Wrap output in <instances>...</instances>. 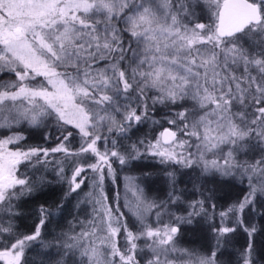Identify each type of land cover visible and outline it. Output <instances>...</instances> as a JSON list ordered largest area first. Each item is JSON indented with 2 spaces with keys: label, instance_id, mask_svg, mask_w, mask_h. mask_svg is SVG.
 I'll use <instances>...</instances> for the list:
<instances>
[{
  "label": "rangeland",
  "instance_id": "rangeland-1",
  "mask_svg": "<svg viewBox=\"0 0 264 264\" xmlns=\"http://www.w3.org/2000/svg\"><path fill=\"white\" fill-rule=\"evenodd\" d=\"M254 1H258L261 21L223 41L218 40L214 33L220 1L212 13L213 27L205 31L201 24L188 27L171 10L170 14L165 0H133L122 24L132 35L133 67L137 69L133 70L134 77L140 78L142 83L147 82L149 92L153 93V103L173 100L177 106L186 104L183 101L186 97L196 106H205V109L194 112L189 105L193 109L189 117L193 119L198 113L201 116L199 131L187 149L186 142L176 130L163 126L175 132L173 140L162 144L159 133L163 127H160L152 139L140 142L131 153L137 156L141 152L143 156L159 161H182L192 165L187 167L188 173L201 170L217 176L230 175V181L239 178L248 181V177L254 174L255 189L263 191L264 195V168L258 170L252 162L256 153L259 156L264 154V123L253 120L255 114L247 110L243 101V93L247 89L251 92L255 89L258 94L264 86V0ZM130 2L132 0H0V70L7 72L19 67L32 70L42 82L37 88L32 76L28 78L29 82L17 80L20 83L15 84L16 77H20L16 71L5 73L4 79H0V195L15 189L21 181L16 176L14 163L18 152L14 148L7 150L6 146L10 145L9 140L14 134L20 131L33 138L41 124L51 121L52 117L76 128L80 144L90 133L110 129L126 119L129 111L113 102L111 106H104L101 101L102 104H98V98L109 101L106 93L115 87L116 71L111 66L91 65L74 73H64L62 68L57 67H77L81 60L89 62L97 38L103 45L111 33V17ZM205 4L210 7L214 2L205 0ZM7 18H17L18 22L10 27L3 26L2 20ZM55 18L58 19L53 21ZM213 42L220 46V50L211 48L215 45L209 46ZM251 50L255 53L251 54ZM220 55L221 60L217 58ZM238 69L243 78L238 77ZM255 74L260 78L257 79L260 85L253 80ZM11 87L16 88L9 89ZM89 88L96 93L97 99L91 95ZM236 107L239 110H235ZM115 111L118 117H115ZM128 122H133V119L128 117ZM251 149L256 152L255 155ZM81 153L64 155L63 163L69 167L62 177L65 185L75 186V189H80L81 181L70 180L67 176L78 161H83L84 157L78 158L84 154ZM108 154L118 158L116 167L120 186L114 193L113 186H110L109 196L105 192L106 185L102 183L100 188L97 187L103 177L110 180L113 177L109 164L100 160L92 165L96 169L93 172L95 175L84 176V188H88L82 197H78L74 208L77 213L87 211V205L92 209L89 208L86 217H77L76 226L72 223L67 227V233L75 235L74 257L83 264H131L130 242L133 236L127 229L125 240L130 244L128 251L115 250L108 239V232L116 235V221L120 220L113 211L116 204L138 226H143V220L152 212V203L147 197L161 200L174 195L171 205L165 209L164 224L159 228L146 227L147 263L209 264L204 258H194L192 252L175 244L177 227L167 222L170 216L175 215L173 207L185 209L188 195L183 193L181 186L171 187L176 184L178 176L167 169L168 164L157 162V165L148 168L149 171L143 164L133 163L127 168L121 152L112 150ZM161 168L164 170L161 171ZM38 170L39 178L43 180L61 173L60 168L53 169L46 164ZM214 178L220 179L208 174L203 176L206 183ZM19 195L11 194L6 203L0 205V216L19 215ZM84 198L85 201H81ZM91 201L95 202L96 210ZM245 213L249 219V212ZM173 226L176 227L175 232H171ZM205 229L204 226L198 229L201 236L198 245H203V248L207 247L209 239ZM179 241L184 243L181 239ZM112 248L117 255L111 254ZM205 251L209 253L207 249ZM214 264H226V260H214Z\"/></svg>",
  "mask_w": 264,
  "mask_h": 264
},
{
  "label": "trees",
  "instance_id": "trees-1",
  "mask_svg": "<svg viewBox=\"0 0 264 264\" xmlns=\"http://www.w3.org/2000/svg\"><path fill=\"white\" fill-rule=\"evenodd\" d=\"M165 1L169 13L172 14V11L177 19L186 23L188 27L201 24L205 31H210L214 22L213 10L221 0H210L214 2V4H208L210 7L205 4V0ZM132 4L133 0L123 6L116 16L111 17V33L103 45L97 38L94 52L88 59L89 62L85 63L81 60L77 67L66 68L63 65L57 67V69L62 68L64 73H74L91 65L111 66L113 71H116V76L113 91L106 93L109 101L105 100L104 102L97 99L96 93L90 88L89 91L92 92L91 95L95 99L99 100L98 104L103 102L104 106H111L110 103L113 102L129 111L126 119L120 120L117 126L110 129H101L96 133H90L84 137V142L79 144L77 141L79 134L76 128L62 119L50 117L52 120L44 121L33 138H28L27 134H21L19 131L10 138L8 143L10 145H6L7 142H5L7 150L11 151L14 148L18 152V158L14 163L17 168L16 176L21 181L15 185V189L5 191L0 195L1 205L6 203L11 194L20 193L19 215L0 216V264H83L77 260L76 256L74 257L75 235L67 233V227L72 223L75 225L79 215L86 217L89 214V208L92 209L87 205V211L77 213L74 205L78 201V197H82L88 188V186L84 188L86 182L84 176L88 178L91 174L95 175L93 172L96 169L92 168L95 162L100 160L99 162L108 163L113 174L112 180L103 177L97 187L100 188L102 183L106 185L105 192L108 196L110 186H113L112 193L118 190L120 186L119 170L116 167L118 158L108 154L112 150L124 155L127 168L133 163L143 164L149 171L148 168L157 165V162L161 165L167 163V169L178 176V179H175L176 184L170 186L173 188L181 186L183 193L187 194L188 198L184 204L185 209L173 207L176 209V216H170L167 222L175 224L177 227V233L174 235L176 245L192 252L195 255H193L194 258L197 256L204 258L209 264H214V260H226V264H264V195L263 191L255 189L256 176L254 174L248 177V181H244L243 178L230 181L228 179L230 175L217 176L215 173H203L201 170H195L192 174L188 173L187 167L192 165L182 161H159L143 156L141 152L137 156L131 153L134 146H138L142 141L152 139L159 128L163 126H170L176 130L186 142L187 149L199 131L198 121L200 120V113L193 119L188 116L193 112L189 105H192L194 112L205 109V106H196L195 102L193 103L186 97L183 98L186 104L177 106L174 105L173 100H164L160 104L153 103L151 100L153 93L149 92L147 82L142 83L140 78L134 77L133 70L137 69L133 67L132 35L122 24V19L129 13ZM179 9H183L184 12ZM56 19L58 18L52 20ZM17 22V18L2 20L3 26L7 27L17 24ZM262 31H264V27ZM231 36L218 37L216 35L218 40L223 41ZM214 42L209 46L215 45ZM211 48L220 50V46L217 45ZM217 58L221 60V55ZM12 71H16L20 75V77H16L15 84L16 82L20 83L17 80L29 82L28 78L33 76L37 82L34 83V86L41 87L42 82L33 75V71L21 67L11 68L7 72L0 70V79L3 80L4 74ZM236 73L238 77L243 78L239 69ZM257 79L260 80L255 74L253 80H256V83L260 85V81ZM241 82L244 81L241 80ZM228 84H231L230 80H228ZM30 85L32 86L31 83ZM254 90L252 89L251 92L247 89L243 93V101L247 105V110L252 111L250 110L252 107L251 114H255L256 117L253 120L264 123V86L256 98L253 97L256 95L253 93ZM235 110H239V108L236 107ZM117 111H115V117H118ZM128 117H131L133 122H128ZM81 152L84 154L79 155L78 158L84 157L83 161L78 159L80 161L73 166L72 173L67 176L70 180L81 181L80 189H75V186L73 188L65 185L62 177L67 174L69 167L63 163L64 155L70 153L75 155ZM252 152L255 155L256 152L254 150ZM258 156L256 153V156L252 157L253 161L252 159L249 161L255 163V167L260 170L264 168V154ZM45 164L53 169L60 168L61 173L56 177L45 178V180L39 178L38 167ZM77 166L79 167L77 168ZM163 170L161 168V171ZM206 174L220 179L214 178L213 181L206 183L203 179ZM105 176L107 175L105 174ZM172 197L174 195L161 200L147 197L152 203V212L145 218L147 221L143 220V226H138L118 203L115 208L113 207V211L120 220L116 221V235L113 236L108 232V239L115 250L128 251L130 244L125 240V228L127 229L133 236L130 242L132 245L131 264H149L147 263L149 256L146 252L148 243L145 236L146 227L159 228L164 224L165 209L171 205ZM81 201L84 202L85 198ZM90 203L96 210L95 202L91 201ZM246 211L250 214L249 219L245 216L247 215ZM154 214L156 215L153 216ZM200 226L206 228V235L209 236L206 248H203V245H198L201 239L198 232ZM113 248L111 254L115 256L117 253ZM205 249L209 253H205ZM105 253L107 254L106 251Z\"/></svg>",
  "mask_w": 264,
  "mask_h": 264
},
{
  "label": "water",
  "instance_id": "water-1",
  "mask_svg": "<svg viewBox=\"0 0 264 264\" xmlns=\"http://www.w3.org/2000/svg\"><path fill=\"white\" fill-rule=\"evenodd\" d=\"M259 19L258 6L251 0H221L216 10L215 34L218 37L231 36ZM174 137L175 132L170 127L160 130L159 138L162 143H168ZM175 231L176 227L173 226L171 232Z\"/></svg>",
  "mask_w": 264,
  "mask_h": 264
},
{
  "label": "flooded vegetation",
  "instance_id": "flooded-vegetation-1",
  "mask_svg": "<svg viewBox=\"0 0 264 264\" xmlns=\"http://www.w3.org/2000/svg\"><path fill=\"white\" fill-rule=\"evenodd\" d=\"M252 2H254V3H256L254 0H251ZM257 4V6H258V9H259V12H260V19L256 22V23H250V24H248L246 27H248V26H250V25H255V24H257V23H259L260 21H261V18H262V13H261V11H260V7H259V5H258V3H256ZM246 27H244L242 30H244ZM241 30V31H242ZM240 31V32H241ZM240 32H238V33H236V35H238ZM233 35H235V34H233ZM253 52V51H252ZM251 52V53H252ZM253 53H255V52H253ZM253 93H255V92H253ZM256 94V93H255ZM256 96H257V94L255 95V96H253L254 98H256ZM253 98V99H254ZM252 111H253V109H252Z\"/></svg>",
  "mask_w": 264,
  "mask_h": 264
}]
</instances>
